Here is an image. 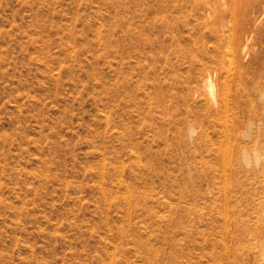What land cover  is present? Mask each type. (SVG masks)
<instances>
[{"label": "rangeland", "instance_id": "1", "mask_svg": "<svg viewBox=\"0 0 264 264\" xmlns=\"http://www.w3.org/2000/svg\"><path fill=\"white\" fill-rule=\"evenodd\" d=\"M0 264H264V0H0Z\"/></svg>", "mask_w": 264, "mask_h": 264}, {"label": "bare ground", "instance_id": "2", "mask_svg": "<svg viewBox=\"0 0 264 264\" xmlns=\"http://www.w3.org/2000/svg\"><path fill=\"white\" fill-rule=\"evenodd\" d=\"M230 41V40H229ZM230 44V43H229ZM224 99V98H223Z\"/></svg>", "mask_w": 264, "mask_h": 264}]
</instances>
